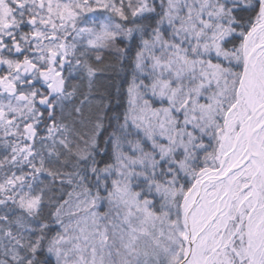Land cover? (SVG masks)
<instances>
[{
	"label": "snow or ice",
	"instance_id": "6c2138e0",
	"mask_svg": "<svg viewBox=\"0 0 264 264\" xmlns=\"http://www.w3.org/2000/svg\"><path fill=\"white\" fill-rule=\"evenodd\" d=\"M117 41L136 135L76 182L53 100ZM0 264H264V0H0Z\"/></svg>",
	"mask_w": 264,
	"mask_h": 264
},
{
	"label": "trees",
	"instance_id": "16d2710c",
	"mask_svg": "<svg viewBox=\"0 0 264 264\" xmlns=\"http://www.w3.org/2000/svg\"><path fill=\"white\" fill-rule=\"evenodd\" d=\"M125 45V41H117L112 47L82 57L86 66L72 68L76 70L75 76L71 71L67 73L64 98L53 100L55 109L51 116L63 136L71 142L73 151L62 154L59 161L49 163H55L61 171L70 173L76 182H79L77 173H80L88 183L90 164L112 165L116 153L124 150L122 138L124 133L128 134L125 118L135 60V50H127ZM88 68L92 69L91 74ZM77 148L85 152L86 158L75 154ZM65 160L66 163L61 162ZM76 182L71 185L66 182L63 187L54 184L52 203H56L57 197L66 200L67 196H61V193H70Z\"/></svg>",
	"mask_w": 264,
	"mask_h": 264
},
{
	"label": "rangeland",
	"instance_id": "374dc122",
	"mask_svg": "<svg viewBox=\"0 0 264 264\" xmlns=\"http://www.w3.org/2000/svg\"><path fill=\"white\" fill-rule=\"evenodd\" d=\"M133 65H134V78L132 80V83H131L130 87L132 86V84L134 82H138L140 79H143L144 78L143 75L138 70V68L136 67L135 60H134ZM74 67H75V65L72 68H74ZM73 70H75V69H73ZM73 70H71V72L75 76L77 73H76V70H75V72ZM66 80H67V77H66ZM65 90H66V87H65ZM65 94H66V92L64 91V93L62 95H58L54 99L57 98V99H60L61 100L62 98H64V95ZM129 100H130V94H129ZM128 109H129V101H128ZM51 114H52V112L50 113V115ZM126 128H127L128 134L124 133L125 134V137L123 136V138H122V143L125 144L124 145V150H122V151H128V145H127V143H125V140L129 139L130 138L129 133H132V129H131V125L130 124L126 125ZM124 134H122V135H124ZM132 135L134 136L136 134L135 133H132ZM115 162H116V156L114 157V163ZM94 211L96 213H98L101 217H103L106 213H108L110 211V206H109V204L106 201H100V202L97 203V207L94 209Z\"/></svg>",
	"mask_w": 264,
	"mask_h": 264
}]
</instances>
